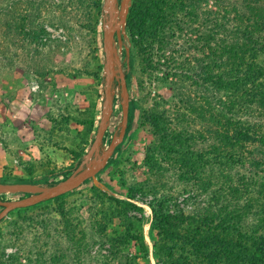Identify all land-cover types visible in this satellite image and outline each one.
Wrapping results in <instances>:
<instances>
[{
    "label": "rangeland",
    "instance_id": "374dc122",
    "mask_svg": "<svg viewBox=\"0 0 264 264\" xmlns=\"http://www.w3.org/2000/svg\"><path fill=\"white\" fill-rule=\"evenodd\" d=\"M173 2L181 22L168 31L162 45L132 39L128 0L125 20L117 19L114 31V48L130 92L125 137L106 166L80 187L14 209L0 220V264H157L151 204L162 200L173 212L192 213L207 202L202 181L186 173L181 162L180 155L188 161L190 154L173 144L186 139L189 151H214L219 123L227 120L255 124L254 130L264 134V109L243 104L219 83L204 80L207 69L221 74L214 66L220 64L218 38L226 35L224 30L254 29L257 18L256 35L264 43V0ZM109 3L0 0V184L39 189L20 186L0 194V200H16L59 183L96 162L118 139L123 100L116 78L100 150L88 159L110 76L104 49ZM259 46L255 62L264 67ZM245 151L261 156L264 147L248 145ZM243 166L224 172L204 167V176L215 181L224 179V173L235 177L246 173L249 160ZM132 192L144 210L128 213L143 219L130 227L117 215L124 208L111 197L131 201ZM140 231L150 249L148 257L135 239L126 244L115 239Z\"/></svg>",
    "mask_w": 264,
    "mask_h": 264
},
{
    "label": "trees",
    "instance_id": "16d2710c",
    "mask_svg": "<svg viewBox=\"0 0 264 264\" xmlns=\"http://www.w3.org/2000/svg\"><path fill=\"white\" fill-rule=\"evenodd\" d=\"M184 1L181 0V5ZM175 7L177 4L173 0H132L127 14L132 39L138 42V36L140 42L153 40L163 45L168 31L173 32L172 28L181 22L177 19ZM254 24V29L235 26L233 30H224L226 35L218 38L222 52L216 61L220 60V64L214 66L221 74L213 75L207 69L208 77L204 80L219 83L223 90H229L232 97L242 100L243 104L247 102L263 110L264 67L256 64L255 53L258 45L264 51V43L256 35L257 18ZM228 121L219 123L221 131L215 132L218 146L214 151H189L186 139L173 144L190 154L188 161L180 155L181 162L186 173L197 178L196 181H202L200 185L202 192L207 194V202L192 213L173 212L162 200L151 204L152 230L155 232L153 254L157 264H264V153L247 156L245 151L248 145L264 147V134L254 130L255 124ZM247 160L250 168L246 173H238L235 177L224 173L221 174L224 179L216 181L204 176V167L212 170L218 167L224 172L236 164L244 167ZM136 197L134 192L128 196L131 201L111 197L117 206L124 208L117 215L124 217L130 227L134 226V220L143 221L141 217L128 215L134 208L144 210L133 200ZM115 239L123 244L135 239L149 256L150 249L142 231L125 233Z\"/></svg>",
    "mask_w": 264,
    "mask_h": 264
},
{
    "label": "water",
    "instance_id": "95a60500",
    "mask_svg": "<svg viewBox=\"0 0 264 264\" xmlns=\"http://www.w3.org/2000/svg\"><path fill=\"white\" fill-rule=\"evenodd\" d=\"M109 2V23L104 31V49L106 53V66L108 71L110 72V76L108 77V81L106 84V104L103 117L98 127L97 136L88 152V159H90L95 153L100 150L104 133L110 118V111L112 106L111 84L116 78L119 79V82L121 84V95L123 100L122 129L119 137L115 142H112L109 145L107 150L99 157L96 162L89 164L85 169L77 170V172H75L73 175L67 177L59 183H56L38 193H33L29 196L21 197L16 200H0V206L3 208L0 211V220L14 209L38 204L42 201L58 197L80 187L88 179L96 176L106 166L111 154L114 152L117 145L123 141L130 117V92L126 81V75L120 63V58L114 48V31L117 20L116 9L118 0H109ZM116 63L118 64V68H116Z\"/></svg>",
    "mask_w": 264,
    "mask_h": 264
},
{
    "label": "bare ground",
    "instance_id": "6f19581e",
    "mask_svg": "<svg viewBox=\"0 0 264 264\" xmlns=\"http://www.w3.org/2000/svg\"><path fill=\"white\" fill-rule=\"evenodd\" d=\"M127 7H128V0H121L119 3V6L116 9V17H117L119 23L124 22L125 17H126V13H127ZM19 187L20 188H27L31 191H38L39 190L36 187L29 186V185L9 186L7 184H0V194L13 192L16 188H19Z\"/></svg>",
    "mask_w": 264,
    "mask_h": 264
},
{
    "label": "built area",
    "instance_id": "2783aa9c",
    "mask_svg": "<svg viewBox=\"0 0 264 264\" xmlns=\"http://www.w3.org/2000/svg\"><path fill=\"white\" fill-rule=\"evenodd\" d=\"M34 87L36 88L37 86L35 85Z\"/></svg>",
    "mask_w": 264,
    "mask_h": 264
}]
</instances>
